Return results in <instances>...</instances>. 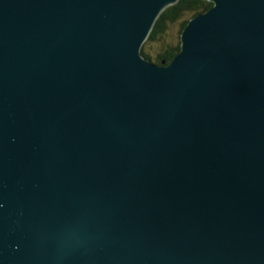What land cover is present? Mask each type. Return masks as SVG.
Masks as SVG:
<instances>
[{
    "label": "water",
    "instance_id": "95a60500",
    "mask_svg": "<svg viewBox=\"0 0 264 264\" xmlns=\"http://www.w3.org/2000/svg\"><path fill=\"white\" fill-rule=\"evenodd\" d=\"M0 0V264H264V0Z\"/></svg>",
    "mask_w": 264,
    "mask_h": 264
},
{
    "label": "trees",
    "instance_id": "16d2710c",
    "mask_svg": "<svg viewBox=\"0 0 264 264\" xmlns=\"http://www.w3.org/2000/svg\"><path fill=\"white\" fill-rule=\"evenodd\" d=\"M212 5L213 3L208 0H178L176 4L167 7L157 19L145 42L142 49L143 55L158 64H161L163 60L169 63L181 48V32L189 18L207 11ZM158 42L160 49L153 53L151 48Z\"/></svg>",
    "mask_w": 264,
    "mask_h": 264
},
{
    "label": "rangeland",
    "instance_id": "374dc122",
    "mask_svg": "<svg viewBox=\"0 0 264 264\" xmlns=\"http://www.w3.org/2000/svg\"><path fill=\"white\" fill-rule=\"evenodd\" d=\"M208 1H209V0H208ZM177 2H178V1H177ZM177 2H176V3H177ZM176 3H175V4H176ZM173 5H174V4H173ZM212 6H213V5H212ZM212 6H211V7H212ZM168 7H169V6H168ZM211 7H210V8H211ZM166 8H167V7H166ZM166 8H165V9H166ZM165 9H164V10H165ZM164 10H163V11H164ZM163 11H162V12H163ZM162 12H161V13H162ZM161 13H160V15H161ZM199 14H200V13H199ZM160 15H159V16H160ZM196 15H198V14H196ZM196 15H193L192 17H190L189 20H191V19H192L193 17H195ZM158 18H159V17H158ZM158 18H157V19H158ZM157 19H156V21H157ZM189 20H188V22H189ZM156 21H155V23H156ZM155 23H154V25H155ZM154 25H153V28H154ZM153 28H152V29H153ZM184 29H185V28H184ZM184 29H183V30H184ZM151 31H152V30H151ZM177 32H178V31H177ZM182 32H183V31H182ZM182 32H181V34H182ZM150 33H151V32H150ZM149 36H150V34H149ZM149 36H148V38H149ZM148 38H147V40H148ZM147 40H146V41H147ZM180 41H181V36H180ZM159 44H160L159 42H158V43H154V45H153L152 48H151V51H153V53H156V52L159 51V50H158V49H160ZM180 49H181V48H180ZM179 51H180V50H179ZM147 59H148V58H147ZM149 60H150V59H149ZM151 61L154 62L153 60H151ZM154 63H156V62H154ZM161 63H167V62H163V61H162Z\"/></svg>",
    "mask_w": 264,
    "mask_h": 264
},
{
    "label": "bare ground",
    "instance_id": "6f19581e",
    "mask_svg": "<svg viewBox=\"0 0 264 264\" xmlns=\"http://www.w3.org/2000/svg\"><path fill=\"white\" fill-rule=\"evenodd\" d=\"M209 1L213 3V6H212V7H214L215 2L212 1V0H209ZM174 4H175V3H174ZM212 7H211V8H212ZM209 9H210V8H209ZM204 12H206V11H204ZM204 12H202V13H204ZM200 14H201V13H200ZM159 15H160V14H159ZM196 16H197V15H196ZM158 17H159V16H158ZM193 18H194V17H193ZM155 21H156V20H155ZM189 21H190V20H189ZM188 23H189V22H188ZM188 23H187V25H188ZM187 25H186V26H187ZM185 28H186V27H185ZM180 42H181V45H182V40H181ZM143 46H144V45H143ZM142 49H143V48H142ZM181 50H182V47H181L180 51H181ZM180 51H179V52H180ZM179 52L175 55V57L179 54ZM141 53H142V51H141ZM142 55H143V53H142ZM143 57H144L145 59H147L144 55H143ZM175 57H174V58H175ZM174 58H173V59H174ZM173 59H172V60H173ZM147 60H148L150 63H154V62H152V61L149 60V59H147ZM172 60H171V61H172ZM171 61H170V62H171ZM163 62H166V61L163 60ZM170 62H169V63H170Z\"/></svg>",
    "mask_w": 264,
    "mask_h": 264
}]
</instances>
